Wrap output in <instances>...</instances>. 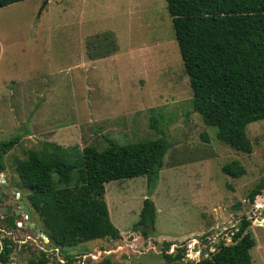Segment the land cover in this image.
<instances>
[{
	"label": "rangeland",
	"instance_id": "1",
	"mask_svg": "<svg viewBox=\"0 0 264 264\" xmlns=\"http://www.w3.org/2000/svg\"><path fill=\"white\" fill-rule=\"evenodd\" d=\"M106 34L116 52L89 59L113 49ZM192 97L165 0H26L1 8L0 143L19 137L2 155L0 173V188H7L1 194L9 197L0 201V238L14 249L8 264H96L105 258L167 264L164 242L174 243L168 253L185 245V257L197 262L220 242L230 245L242 217L256 243L252 263L264 264V207L253 210L249 197L264 179V120L247 126L252 152L244 154L216 138V129L193 110ZM162 136L167 151L152 194L145 177L101 187L72 183L79 196L106 209L119 238L56 247L30 207L16 161L43 142L102 151L109 141L127 145ZM233 161L245 169L240 178L221 171ZM147 198L156 209L155 233L143 237L133 225ZM17 201L28 207L29 218ZM7 205L20 211L8 216L16 228L1 212ZM27 223L34 236L31 226H21Z\"/></svg>",
	"mask_w": 264,
	"mask_h": 264
},
{
	"label": "trees",
	"instance_id": "2",
	"mask_svg": "<svg viewBox=\"0 0 264 264\" xmlns=\"http://www.w3.org/2000/svg\"><path fill=\"white\" fill-rule=\"evenodd\" d=\"M23 1L26 0H0V9ZM165 2L192 92L193 110L207 126L216 129L220 142L232 150L250 154L252 144L247 126L264 120V0ZM104 38L113 49L98 57L89 54V59L116 52L113 39L107 34ZM18 141L19 137H14L0 143V170L5 169L2 155L10 152ZM108 145L102 151L93 146L79 151L77 147L43 142L40 150H28L25 159L16 161L15 172L21 187L29 192L30 207L43 221L56 247H74L120 236L106 209L79 196L72 188L73 182L76 186L101 187L145 177L148 194L154 191L167 151L164 137L127 145L109 141ZM221 171L234 179L245 174L237 161L225 164ZM263 189L261 179L249 193L253 210L256 205L264 206V197L260 196ZM155 218L153 201L144 199L133 231L153 236ZM6 220L9 227L16 228L13 219ZM250 226V221L242 217L231 235V244L220 242L214 252L197 262H183L185 245L168 253L174 243H162V258L167 264H253L250 251L255 241ZM13 250L10 241L0 238V264H8ZM30 264L46 262L40 259ZM96 264L113 263L105 258Z\"/></svg>",
	"mask_w": 264,
	"mask_h": 264
},
{
	"label": "water",
	"instance_id": "3",
	"mask_svg": "<svg viewBox=\"0 0 264 264\" xmlns=\"http://www.w3.org/2000/svg\"><path fill=\"white\" fill-rule=\"evenodd\" d=\"M0 173H1V170H0ZM3 183H4V181H3ZM7 199H5V201H6ZM19 204H21V206H22V209H23V212L26 214V216H27V218H29L30 217V212H29V210H28V207L26 206V205H24L22 202H19ZM6 210H5V214L7 213V208H5ZM235 210L236 211H239L240 210V205H237L236 207H235ZM19 210L18 211H16V215H19ZM22 227H28V226H31L32 228H31V230L29 231L30 232V235L31 236H34V230H33V225L32 224H30V223H27V225H24V224H22L21 225ZM37 233L41 236V237H44V235H43V231H41V230H37ZM143 237H145V235H143ZM47 248H50V246L49 245H47L46 246ZM217 247H215V249H216ZM194 251L196 252L197 251V248L195 247V249H194ZM202 254H206L207 256H208V251H204ZM125 258V257H124ZM185 260L186 261H188V260H190L188 257H186L185 258ZM29 264V263H28Z\"/></svg>",
	"mask_w": 264,
	"mask_h": 264
},
{
	"label": "flooded vegetation",
	"instance_id": "4",
	"mask_svg": "<svg viewBox=\"0 0 264 264\" xmlns=\"http://www.w3.org/2000/svg\"><path fill=\"white\" fill-rule=\"evenodd\" d=\"M7 191V188H0V201H2V202H4V203H7V202H9V197H4L2 194H1V191ZM15 191H12V193H14ZM14 195H16V194H14ZM15 197V196H14ZM5 199H7L6 201H5ZM17 202H20V201H17ZM5 208H7V213L5 214ZM19 209H14L13 208V206H5V207H3L2 208V213L3 214H5V216H6V219L7 218H9L8 216L9 215H11L12 214V212L16 215V211H18ZM15 220V219H14Z\"/></svg>",
	"mask_w": 264,
	"mask_h": 264
},
{
	"label": "built area",
	"instance_id": "5",
	"mask_svg": "<svg viewBox=\"0 0 264 264\" xmlns=\"http://www.w3.org/2000/svg\"><path fill=\"white\" fill-rule=\"evenodd\" d=\"M255 207H256L255 209H257V208H263L264 206L262 204H259V205H256Z\"/></svg>",
	"mask_w": 264,
	"mask_h": 264
},
{
	"label": "crops",
	"instance_id": "6",
	"mask_svg": "<svg viewBox=\"0 0 264 264\" xmlns=\"http://www.w3.org/2000/svg\"><path fill=\"white\" fill-rule=\"evenodd\" d=\"M90 242H92V241H90ZM256 244V243H255Z\"/></svg>",
	"mask_w": 264,
	"mask_h": 264
}]
</instances>
